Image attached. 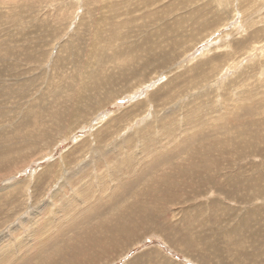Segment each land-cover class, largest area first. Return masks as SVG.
<instances>
[{
	"label": "rangeland",
	"instance_id": "1",
	"mask_svg": "<svg viewBox=\"0 0 264 264\" xmlns=\"http://www.w3.org/2000/svg\"><path fill=\"white\" fill-rule=\"evenodd\" d=\"M0 264H264V0H0Z\"/></svg>",
	"mask_w": 264,
	"mask_h": 264
},
{
	"label": "bare ground",
	"instance_id": "2",
	"mask_svg": "<svg viewBox=\"0 0 264 264\" xmlns=\"http://www.w3.org/2000/svg\"><path fill=\"white\" fill-rule=\"evenodd\" d=\"M39 220V219H38ZM250 231V230H249ZM249 234H250V232H249Z\"/></svg>",
	"mask_w": 264,
	"mask_h": 264
}]
</instances>
